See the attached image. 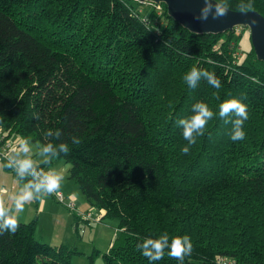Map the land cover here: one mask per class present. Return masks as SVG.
Segmentation results:
<instances>
[{
  "label": "trees",
  "instance_id": "1",
  "mask_svg": "<svg viewBox=\"0 0 264 264\" xmlns=\"http://www.w3.org/2000/svg\"><path fill=\"white\" fill-rule=\"evenodd\" d=\"M218 2L264 17V0ZM139 5L0 0V128L7 138L40 147L45 160L33 163L35 170L68 163L85 202L117 220L111 246L94 250L89 264L99 256L103 264H148L137 244L165 234L170 241L190 238L193 251L184 264H215L217 256L264 264V63L252 45L241 59L234 56L242 55L235 29L192 34L164 4L146 18ZM193 67L214 74L221 88L205 77L187 87L177 76ZM232 99L248 108L243 141L231 140L237 117L219 116L220 105ZM201 102L214 117L189 145L178 121ZM77 138L81 143L73 144ZM49 144L52 152L42 153ZM6 215L13 216L7 209ZM18 224L15 233L0 235V264H74L72 257L81 256L75 247L36 239L35 221ZM158 264L179 262L165 254Z\"/></svg>",
  "mask_w": 264,
  "mask_h": 264
},
{
  "label": "clouds",
  "instance_id": "2",
  "mask_svg": "<svg viewBox=\"0 0 264 264\" xmlns=\"http://www.w3.org/2000/svg\"><path fill=\"white\" fill-rule=\"evenodd\" d=\"M226 13L227 8L222 3L218 2V0H203V5L195 19L207 21L209 17H211L215 20L224 16ZM201 77H205L208 84L217 90L222 86L221 81L217 79L214 74L196 67H193L187 72L183 79L189 88H195ZM192 108L193 115L178 121V125L183 129V138L188 141L189 145H194L197 137L205 134L208 121L214 117V112L211 111L205 103H196ZM230 113L237 117V119L232 122L231 140L233 142L243 141L246 135L243 126L245 121L249 118L247 105L242 103L239 99H232L222 103L219 109V116L226 117ZM72 143L78 145L81 141L77 138L74 139ZM20 148L25 153L29 150L26 143L21 144ZM52 150V145L49 144L43 148L42 153H50ZM60 151L67 153L69 151L68 145H60ZM182 151L187 154L189 152V147H184ZM17 172L21 177L27 173L38 181L37 183L25 185L22 195L16 197L14 206L19 210H22L27 202L33 200V189L37 193L42 191L43 193L51 194L60 187L63 181L62 173L57 170H50L42 174L38 173L34 169L31 159L20 160L18 162ZM18 228L19 224L17 218L15 216L6 215V209L0 208V235H3L5 232L15 233ZM136 247L143 257L147 258L148 264H158V262L164 258L165 254L175 258L179 264H184L185 257L190 255L193 251L192 243L187 235L172 238L171 241L167 234L157 239L149 237L138 243Z\"/></svg>",
  "mask_w": 264,
  "mask_h": 264
},
{
  "label": "crops",
  "instance_id": "3",
  "mask_svg": "<svg viewBox=\"0 0 264 264\" xmlns=\"http://www.w3.org/2000/svg\"><path fill=\"white\" fill-rule=\"evenodd\" d=\"M12 141L16 149L12 154L25 158H32V161H35L34 164L40 165L44 162L45 157L40 153L36 155L27 140L14 136L12 137ZM23 143H26L28 146L29 150L27 153L20 148V145ZM58 163L60 162L57 161L53 165H49V171H58V167L56 168ZM71 182L72 181L67 174L63 175V181L60 188L66 198L70 199L67 200L76 203L80 210L83 208L82 210L84 211H95L97 214L102 215V218L104 219L105 211L96 210L89 206L82 195L79 194L80 192L78 189L72 184L73 182ZM27 184L29 183L23 179L15 177L12 173L6 170L4 165L2 166L0 164V204L9 210L18 221H35V236L39 241L51 246L66 245L69 247H75L81 253V256H86L88 254L87 250L90 248H92V251L97 250L95 247H97V240L100 239L98 235L104 231L103 229L106 225H96L93 222L91 224L86 223L85 225L79 223L73 213L57 204L51 195L43 193L42 191L37 193L33 189V200L27 202L22 210L16 209L14 206L15 199L17 196L22 195L25 185ZM84 203H86L88 207H85ZM94 225L95 231L92 233V231L88 229H91ZM115 237L114 229V236L109 240L104 252L109 249ZM80 259L81 258H79V260Z\"/></svg>",
  "mask_w": 264,
  "mask_h": 264
},
{
  "label": "water",
  "instance_id": "4",
  "mask_svg": "<svg viewBox=\"0 0 264 264\" xmlns=\"http://www.w3.org/2000/svg\"><path fill=\"white\" fill-rule=\"evenodd\" d=\"M139 3L153 5L164 4L167 15L179 26L192 34H224L231 32L237 27L247 28L250 41L258 61L264 63V17L257 11H232L219 19L211 17L207 21L195 19L203 5V0H137Z\"/></svg>",
  "mask_w": 264,
  "mask_h": 264
},
{
  "label": "rangeland",
  "instance_id": "5",
  "mask_svg": "<svg viewBox=\"0 0 264 264\" xmlns=\"http://www.w3.org/2000/svg\"><path fill=\"white\" fill-rule=\"evenodd\" d=\"M138 8L140 10V14L144 18H146V17L149 16V11L153 9V5L150 4V3H147V4L146 3L145 4L140 3V5H139ZM235 36L240 37L239 50L242 53V55L240 56L236 52H234L233 54H234V56L236 58H240V57H243V55L245 56V53L249 50V47L251 45L250 44V40H249V31L247 29H243V28L237 27V28H235ZM219 47H220V45H217V48L216 49L218 51L220 50ZM186 73H181L180 76H177V77L180 78L181 81H184L183 78H184V75ZM121 75L124 76V77H128L129 76L128 74H126L125 71L121 72ZM29 145L35 151L36 155L39 154L40 147L37 144L34 145V144H30L29 143ZM57 161L60 162V163H58V165H56V168L58 167V171L61 172L62 175H66L67 174L69 176V164L66 163L64 160H56L51 165H53ZM34 162L35 161H33V163ZM7 171L10 172V173H12L15 177H17L11 170H7ZM72 184L75 186V188H77V186L74 184V182ZM79 194H81V193H79ZM79 196H81V195H79ZM67 199H69V198H67ZM84 204H85V207H88V205L86 203H84ZM75 205L78 207V205L76 203H75ZM82 209H81V211H84ZM102 220H101V223H99V222H96L95 223L96 225H106L107 226V227L104 226V229H103L104 231L101 234L98 235V237H100V239L97 240V247H95V249L99 250L100 253H104V250L107 247V244H108L109 240L113 238V236H114V229H115V236H116V232H117V230H116L117 220H115V219H107V218L102 219ZM88 230H91L92 233H93L95 231V225H94V227H92L91 229H88ZM36 239H37V237H36ZM86 246H87V244H86ZM88 246H89V244H88ZM87 251H88V254L86 256H77V257L81 258L80 260L76 256H73L72 257V260H71L72 263H74V264H89L88 256L91 255L94 250L92 251V248H90ZM80 261H82V262H80ZM93 264H103V262L100 259V256L99 257H96L95 259H93Z\"/></svg>",
  "mask_w": 264,
  "mask_h": 264
},
{
  "label": "built area",
  "instance_id": "6",
  "mask_svg": "<svg viewBox=\"0 0 264 264\" xmlns=\"http://www.w3.org/2000/svg\"><path fill=\"white\" fill-rule=\"evenodd\" d=\"M153 5V4H152ZM154 6V5H153ZM158 6V5H157ZM158 14H160L159 6L157 7ZM15 149V145L11 138H7V136L3 133L2 129L0 128V164H4L8 166L12 170L17 171V166L20 158L13 157V152ZM38 173L48 172L46 169H37ZM56 201L68 208L69 210L73 211L76 216L79 218L81 222L89 223H96L100 222L102 215L100 214H93V212H80L73 201H66L63 193L60 190V187L51 193ZM82 232V231H81ZM215 264H235L234 260L229 259L224 256H217L215 258Z\"/></svg>",
  "mask_w": 264,
  "mask_h": 264
}]
</instances>
